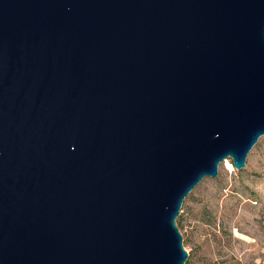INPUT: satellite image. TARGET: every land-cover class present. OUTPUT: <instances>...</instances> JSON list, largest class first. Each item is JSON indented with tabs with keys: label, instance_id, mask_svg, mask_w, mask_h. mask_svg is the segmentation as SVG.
Masks as SVG:
<instances>
[{
	"label": "water",
	"instance_id": "water-1",
	"mask_svg": "<svg viewBox=\"0 0 264 264\" xmlns=\"http://www.w3.org/2000/svg\"><path fill=\"white\" fill-rule=\"evenodd\" d=\"M262 134L264 0H0V264H184Z\"/></svg>",
	"mask_w": 264,
	"mask_h": 264
},
{
	"label": "rangeland",
	"instance_id": "rangeland-1",
	"mask_svg": "<svg viewBox=\"0 0 264 264\" xmlns=\"http://www.w3.org/2000/svg\"><path fill=\"white\" fill-rule=\"evenodd\" d=\"M226 160L191 188L175 218L184 264H264V134L242 167Z\"/></svg>",
	"mask_w": 264,
	"mask_h": 264
},
{
	"label": "bare ground",
	"instance_id": "bare-ground-1",
	"mask_svg": "<svg viewBox=\"0 0 264 264\" xmlns=\"http://www.w3.org/2000/svg\"><path fill=\"white\" fill-rule=\"evenodd\" d=\"M226 163L229 167H232L231 163L228 160H226Z\"/></svg>",
	"mask_w": 264,
	"mask_h": 264
}]
</instances>
